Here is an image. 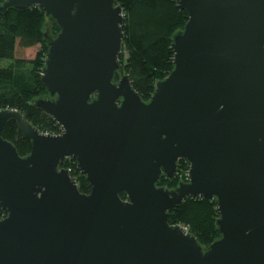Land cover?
<instances>
[{"label": "water", "instance_id": "95a60500", "mask_svg": "<svg viewBox=\"0 0 264 264\" xmlns=\"http://www.w3.org/2000/svg\"><path fill=\"white\" fill-rule=\"evenodd\" d=\"M179 5L189 20L173 37L174 69L144 101L129 74L116 80L117 0L0 3L39 6L60 29L42 69L49 97L34 104L63 130L0 109V264H264V0ZM11 120L32 142L26 156L3 137ZM181 159L188 180L161 186ZM189 197L217 199L221 237L208 247L169 221Z\"/></svg>", "mask_w": 264, "mask_h": 264}, {"label": "trees", "instance_id": "16d2710c", "mask_svg": "<svg viewBox=\"0 0 264 264\" xmlns=\"http://www.w3.org/2000/svg\"><path fill=\"white\" fill-rule=\"evenodd\" d=\"M4 1L0 0V3ZM117 1L124 11L125 39L116 80L120 78V72L129 74L134 89L144 101H149L157 82L174 69L175 52L171 44L174 35L185 27L189 14L181 9L179 0ZM48 19L53 23L52 32L56 36L60 31L58 25L39 6L26 10L10 8L0 13V109H17L41 132L60 134L62 126L34 104L35 99L49 96L42 82V69L49 49L45 35ZM35 47L37 51L32 57L19 53ZM3 137L14 143L21 156L31 152L32 142L19 133L16 121L8 122ZM70 166L80 191L90 193L91 186L75 158H67L61 164L65 169ZM189 169L190 163L181 159L176 175L171 179L163 174L160 185L170 189L177 187L188 180ZM121 196L126 198L125 193ZM7 214L6 210L0 209V218ZM219 216L217 199L189 197L170 211L169 221L185 226L208 247L221 237L217 224Z\"/></svg>", "mask_w": 264, "mask_h": 264}, {"label": "rangeland", "instance_id": "374dc122", "mask_svg": "<svg viewBox=\"0 0 264 264\" xmlns=\"http://www.w3.org/2000/svg\"><path fill=\"white\" fill-rule=\"evenodd\" d=\"M52 21L50 19L47 20L46 25H45V35H46V39L50 40L51 38L55 37V35L52 32ZM37 51V47L32 48V49H28V50H21L19 53L20 55L24 56V57H32L34 56L35 52ZM128 54L127 52H125V59H127ZM120 77L122 76V73L120 72ZM45 97H49L47 96H43L41 98H45Z\"/></svg>", "mask_w": 264, "mask_h": 264}, {"label": "built area", "instance_id": "2783aa9c", "mask_svg": "<svg viewBox=\"0 0 264 264\" xmlns=\"http://www.w3.org/2000/svg\"><path fill=\"white\" fill-rule=\"evenodd\" d=\"M67 170L69 171V173L71 174V172H73V168L70 166V167H68L67 168ZM72 176V175H71ZM73 177V176H72ZM75 180H76V178L75 177H73ZM77 182V181H76Z\"/></svg>", "mask_w": 264, "mask_h": 264}]
</instances>
